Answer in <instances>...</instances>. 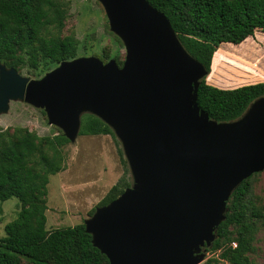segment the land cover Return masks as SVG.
I'll list each match as a JSON object with an SVG mask.
<instances>
[{"label":"water","instance_id":"water-1","mask_svg":"<svg viewBox=\"0 0 264 264\" xmlns=\"http://www.w3.org/2000/svg\"><path fill=\"white\" fill-rule=\"evenodd\" d=\"M123 43L115 58L76 56L39 78L0 63V115L11 101L44 111L74 142L81 115L107 124L132 182L83 220L109 264H199L226 217L232 191L264 170V95L232 121L197 103L208 70L147 0H96Z\"/></svg>","mask_w":264,"mask_h":264},{"label":"trees","instance_id":"trees-1","mask_svg":"<svg viewBox=\"0 0 264 264\" xmlns=\"http://www.w3.org/2000/svg\"><path fill=\"white\" fill-rule=\"evenodd\" d=\"M147 1L167 16L182 45L208 73L220 44H237L255 30L264 32V0ZM67 9V0H0V63L18 71L26 66L36 70L39 64L58 65L76 57L77 38L73 34L59 35ZM115 59L122 64L117 56ZM262 95L264 81L222 89L208 84L205 76L197 90V103L210 118L232 121ZM100 134L114 135L95 115L82 114L79 135ZM67 143L62 132L44 137L23 127L0 132V202L16 197L21 205L16 217L4 225L0 264H20L22 258L33 264H109L107 257L93 246L83 222L46 229L47 183L49 175L64 168L61 147ZM121 161L126 163L122 156ZM253 174L230 194L226 217L207 249L219 253L207 258V264H217L219 259L227 264H259L248 256L253 249L255 224L264 220V205L254 206L247 200ZM128 186L130 183L120 178L99 206Z\"/></svg>","mask_w":264,"mask_h":264},{"label":"rangeland","instance_id":"rangeland-1","mask_svg":"<svg viewBox=\"0 0 264 264\" xmlns=\"http://www.w3.org/2000/svg\"><path fill=\"white\" fill-rule=\"evenodd\" d=\"M68 9L60 36L73 34L78 40L77 56L94 55L102 61L117 58L123 61L125 48L122 41L110 31L102 5L96 0H67ZM56 33V31H53ZM57 64H39L38 69L26 66L19 73L39 78ZM23 127L39 137L62 132L47 122L45 113L23 101H11L9 110L0 115V132H12ZM64 168L49 175L46 195V229L51 230L83 222L99 206L109 188L120 178L132 182L121 144L115 135H78L74 142L61 147ZM125 159V158H124ZM247 200L254 206L264 205V170L249 178ZM21 205L16 197L0 202V237L4 225L14 219ZM234 243V242H233ZM232 243V246H234ZM251 260L264 264V220L257 221L253 232ZM219 251H207L204 260L217 257ZM20 264H33L22 258ZM217 264H227L219 259Z\"/></svg>","mask_w":264,"mask_h":264},{"label":"crops","instance_id":"crops-1","mask_svg":"<svg viewBox=\"0 0 264 264\" xmlns=\"http://www.w3.org/2000/svg\"><path fill=\"white\" fill-rule=\"evenodd\" d=\"M264 81V32L255 30L237 44L222 43L213 53L206 82L222 89Z\"/></svg>","mask_w":264,"mask_h":264},{"label":"built area","instance_id":"built-area-1","mask_svg":"<svg viewBox=\"0 0 264 264\" xmlns=\"http://www.w3.org/2000/svg\"><path fill=\"white\" fill-rule=\"evenodd\" d=\"M233 245L235 246L236 244H235V243H233Z\"/></svg>","mask_w":264,"mask_h":264}]
</instances>
